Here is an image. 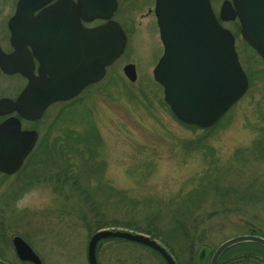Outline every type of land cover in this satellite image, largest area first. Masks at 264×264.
<instances>
[{
    "label": "rangeland",
    "instance_id": "rangeland-1",
    "mask_svg": "<svg viewBox=\"0 0 264 264\" xmlns=\"http://www.w3.org/2000/svg\"><path fill=\"white\" fill-rule=\"evenodd\" d=\"M118 1L114 19L127 32L124 54L78 99L49 110L36 149L17 173L0 172V251L14 264H21L14 235L24 237L43 264H89L95 219L72 183L56 181L67 166L81 174L77 186L88 188L94 203L120 220L139 219L155 206L164 220L172 203L214 183L258 198L256 204L234 200L222 208L198 205L195 234L205 245L197 255L205 250L208 256L251 229L264 235V62L237 33L248 89L213 126L183 124L152 75L162 53L154 0ZM211 2L218 11L221 0ZM225 26L236 30L234 23ZM127 63L135 65V81L123 73ZM174 251L183 261V250L175 245ZM96 256L99 264H166L127 240H101Z\"/></svg>",
    "mask_w": 264,
    "mask_h": 264
},
{
    "label": "water",
    "instance_id": "water-1",
    "mask_svg": "<svg viewBox=\"0 0 264 264\" xmlns=\"http://www.w3.org/2000/svg\"><path fill=\"white\" fill-rule=\"evenodd\" d=\"M30 5V2H26ZM117 0H78L85 8V19L103 18L108 21L96 28H86L82 34L85 46L80 49L84 57L78 68L54 67L51 78H44V96L35 95L31 84L10 106L29 120L41 117L44 108L57 101H66L78 95L89 84L105 75L106 67L124 52L127 35L122 26L112 19ZM154 12L164 45V52L153 69L154 79L163 86L164 100L182 122L200 127L214 125L227 109L247 90L248 78L235 49L233 33L221 26L210 0H155ZM219 18L222 21L239 19L242 37L264 59V0H223ZM25 20V17H23ZM28 21L30 19L28 18ZM29 27V37L30 35ZM31 39V38H30ZM130 81L136 80L135 65L123 67ZM29 79L30 71H23ZM34 98L32 99V95ZM46 99V102L41 100ZM4 102H0L2 106ZM37 140L35 131L22 130L18 120L0 123V171L17 172L26 155ZM121 238L145 245L158 252L167 264H177L173 255L157 239L142 232L104 228L90 238L87 248L89 264H99L96 247L100 240ZM252 242L264 247V237L257 234L234 236L221 243L214 251L209 264H217L228 248ZM12 243L22 261L42 264L39 255L19 235ZM205 250L201 251L203 259ZM0 264H9L0 258Z\"/></svg>",
    "mask_w": 264,
    "mask_h": 264
},
{
    "label": "flooded vegetation",
    "instance_id": "flooded-vegetation-1",
    "mask_svg": "<svg viewBox=\"0 0 264 264\" xmlns=\"http://www.w3.org/2000/svg\"><path fill=\"white\" fill-rule=\"evenodd\" d=\"M26 2H30V5ZM77 2L78 0H0V102H16L29 83L35 95L44 96L47 89L45 85L39 84L44 78H51V69L78 68L81 61H84V57L80 55L82 32L86 27H96L106 21L98 18L87 22L84 7L81 10L78 7L76 12ZM29 27L31 39L27 40ZM82 41L84 47V39ZM23 69L31 71V81L23 75ZM96 84L84 88L71 100L47 105L41 117L36 120L25 119L17 109L10 108V103H4L0 107V122L17 119L22 129L37 133L35 146L24 163L37 147L41 136L39 125L49 110L55 105L78 99L87 88ZM31 95L33 97L32 93ZM46 99L39 104L46 102ZM16 258L18 259L17 256Z\"/></svg>",
    "mask_w": 264,
    "mask_h": 264
},
{
    "label": "trees",
    "instance_id": "trees-1",
    "mask_svg": "<svg viewBox=\"0 0 264 264\" xmlns=\"http://www.w3.org/2000/svg\"><path fill=\"white\" fill-rule=\"evenodd\" d=\"M236 26L239 30V25L236 24ZM188 126L198 128L194 125ZM70 169L71 168L67 166V168L57 173L56 181L57 179L62 178L63 184L72 183L76 188L78 197L82 199L85 204H89L88 207L92 211L95 219L94 232L103 228L111 227H121L143 232L158 239L167 249H169L175 257L177 264H204L205 262H208L209 264L214 252V250L210 251L209 255H205L203 259H200V255H197V251L205 245L203 237H196L195 234L197 220L193 210L197 208L198 205H204V207L207 208L212 202V208H222L227 205L225 202L231 203V201L234 200L255 204L258 203V198L251 196L246 192V189L238 191L231 186H223L221 189L218 184L214 183L210 186H202L201 188L190 190L183 198L182 202L172 203L171 210L168 213L167 218L164 220L162 214L158 211L157 206L147 209L139 219L130 218L128 220H120L118 218H111L104 209H101L98 204H95L93 197L96 196L94 194L91 195L88 188L79 185L77 186V181L81 174L74 173L73 171H70ZM209 194L210 197H208ZM251 233L263 235L259 231L256 232L255 229H251ZM107 239L121 240L118 238ZM175 245L183 250V261L180 258V255L174 251ZM156 254L159 255L158 253ZM0 257L5 259L2 252H0ZM218 264H264V247L252 242L237 244L224 251L219 258Z\"/></svg>",
    "mask_w": 264,
    "mask_h": 264
}]
</instances>
